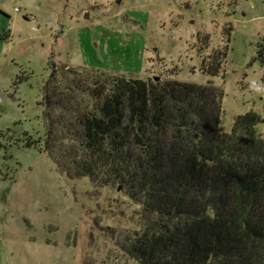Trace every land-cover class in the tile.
Masks as SVG:
<instances>
[{"label":"rangeland","instance_id":"obj_1","mask_svg":"<svg viewBox=\"0 0 264 264\" xmlns=\"http://www.w3.org/2000/svg\"><path fill=\"white\" fill-rule=\"evenodd\" d=\"M263 35L264 0H0V264H139L125 247L152 219L125 183L72 162L78 97L58 99L52 121L66 109L68 138L59 124L46 147L51 87L78 73L202 84L219 132L254 112L264 136ZM225 44L218 73L201 70ZM174 135L157 137L166 147Z\"/></svg>","mask_w":264,"mask_h":264},{"label":"trees","instance_id":"obj_2","mask_svg":"<svg viewBox=\"0 0 264 264\" xmlns=\"http://www.w3.org/2000/svg\"><path fill=\"white\" fill-rule=\"evenodd\" d=\"M215 50L201 58V70L212 75L225 61L228 45ZM258 56L264 62V35ZM78 75L49 89L46 147L59 124L68 138L66 109H59L63 115L55 125L52 121L58 99L78 97L84 103L79 139L74 147L67 139L64 144L75 150L72 162L82 168L81 175L91 178L97 166L114 183H125L128 196L152 216L125 247L133 260L264 264V136L256 130V113L239 116L233 130L222 133L219 109L205 102V85ZM62 86H72L74 94ZM169 127L176 139L188 143L164 147L157 136ZM128 143L135 156L126 153Z\"/></svg>","mask_w":264,"mask_h":264},{"label":"crops","instance_id":"obj_3","mask_svg":"<svg viewBox=\"0 0 264 264\" xmlns=\"http://www.w3.org/2000/svg\"><path fill=\"white\" fill-rule=\"evenodd\" d=\"M1 239H0V252L3 250V248H4V246H3V244L1 243Z\"/></svg>","mask_w":264,"mask_h":264},{"label":"water","instance_id":"obj_4","mask_svg":"<svg viewBox=\"0 0 264 264\" xmlns=\"http://www.w3.org/2000/svg\"><path fill=\"white\" fill-rule=\"evenodd\" d=\"M155 80H158V79L155 77Z\"/></svg>","mask_w":264,"mask_h":264}]
</instances>
